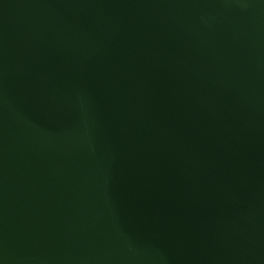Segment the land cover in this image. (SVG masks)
<instances>
[{
  "label": "water",
  "instance_id": "obj_1",
  "mask_svg": "<svg viewBox=\"0 0 264 264\" xmlns=\"http://www.w3.org/2000/svg\"><path fill=\"white\" fill-rule=\"evenodd\" d=\"M0 264H264V0H0Z\"/></svg>",
  "mask_w": 264,
  "mask_h": 264
}]
</instances>
